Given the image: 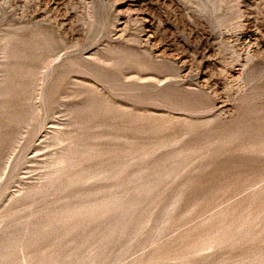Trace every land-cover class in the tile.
<instances>
[{"label": "rangeland", "instance_id": "obj_1", "mask_svg": "<svg viewBox=\"0 0 264 264\" xmlns=\"http://www.w3.org/2000/svg\"><path fill=\"white\" fill-rule=\"evenodd\" d=\"M0 264H264V0H0Z\"/></svg>", "mask_w": 264, "mask_h": 264}]
</instances>
